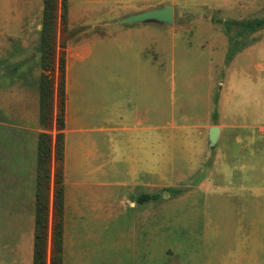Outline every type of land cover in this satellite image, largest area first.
Wrapping results in <instances>:
<instances>
[{
  "label": "rangeland",
  "instance_id": "1",
  "mask_svg": "<svg viewBox=\"0 0 264 264\" xmlns=\"http://www.w3.org/2000/svg\"><path fill=\"white\" fill-rule=\"evenodd\" d=\"M73 1L70 24L82 29L147 6L172 4L179 13L171 26L154 23L149 32L155 41V190L151 182L143 188L152 197L137 210L119 201L124 187L92 186L93 208H99L92 217L90 264H264V27L239 34L238 25L226 32L223 24L264 18V0ZM38 6L39 0H0V129L23 138L27 174L43 130L42 69L37 45L23 46L19 36L2 33L5 19L18 16L25 24ZM125 25L103 29L119 44ZM32 27H25L28 34ZM53 77L56 84L58 70ZM56 104L55 94L54 116ZM213 125L221 131L210 146ZM46 129L54 148L55 123ZM1 193L3 204L10 193ZM7 218L0 224L6 219L4 226L11 225ZM64 264L78 263L67 258Z\"/></svg>",
  "mask_w": 264,
  "mask_h": 264
},
{
  "label": "crops",
  "instance_id": "2",
  "mask_svg": "<svg viewBox=\"0 0 264 264\" xmlns=\"http://www.w3.org/2000/svg\"><path fill=\"white\" fill-rule=\"evenodd\" d=\"M73 3L66 0L65 28L74 33L65 46L62 264L67 258L78 264H90L92 217L99 208L97 205L93 208L92 186L124 187L119 201L137 210L150 200L151 195L143 188L151 182L155 190L156 75L154 64L150 67V51L154 57L155 41L153 37L150 43L149 36L150 25L154 23L126 24L121 42L116 44V35L103 29L112 22H96L86 29L71 25ZM147 8L150 7L144 9ZM42 10L43 0H39L37 12L25 24L18 16L5 19L2 34L5 38L19 36L14 38L21 40L23 46L29 42L37 45ZM58 24L61 25L60 17ZM27 25H35L30 34L25 29ZM13 29H19V33ZM59 49L58 46L57 54ZM27 151L22 137L6 126L0 129V191L10 193L7 202L0 204V220L12 217L7 218L12 220L11 225L4 226L6 219L0 224V264L33 261L36 162L33 171L27 174L23 168ZM54 169L53 159L52 176ZM110 198L105 196L106 211L112 205V201L108 202ZM52 216L51 190L48 257Z\"/></svg>",
  "mask_w": 264,
  "mask_h": 264
},
{
  "label": "trees",
  "instance_id": "3",
  "mask_svg": "<svg viewBox=\"0 0 264 264\" xmlns=\"http://www.w3.org/2000/svg\"><path fill=\"white\" fill-rule=\"evenodd\" d=\"M60 10V12H59ZM60 17L61 36L58 39V19ZM66 0H43L42 26L37 44L39 63L42 69L40 76L39 123L43 127L37 136V158L35 176V213L34 243L32 264H62L63 248V149L64 117L66 103V41L74 31L67 32ZM225 31L229 32L230 24L240 27L238 31L254 32L264 27V18L253 20H225ZM60 47L57 54V47ZM235 49L229 50L226 59L229 61ZM58 70V79L54 82V71ZM54 85L56 93H54ZM57 98V110L54 116V96ZM55 123L57 130L54 148L51 135L46 128ZM47 130V129H46ZM54 152V153H53ZM54 154V155H53ZM55 161L52 176V161ZM53 195V216L51 227V249L48 257L49 208L50 194ZM146 198L147 195L145 196ZM151 198V196H150Z\"/></svg>",
  "mask_w": 264,
  "mask_h": 264
},
{
  "label": "water",
  "instance_id": "4",
  "mask_svg": "<svg viewBox=\"0 0 264 264\" xmlns=\"http://www.w3.org/2000/svg\"><path fill=\"white\" fill-rule=\"evenodd\" d=\"M175 15H179V13H174V7L172 4H163L161 6L150 7L142 11L129 14L112 21V23L137 24L153 22L164 26H171ZM219 132L220 129L217 125H213L209 128L208 141L210 146H213L216 143Z\"/></svg>",
  "mask_w": 264,
  "mask_h": 264
}]
</instances>
